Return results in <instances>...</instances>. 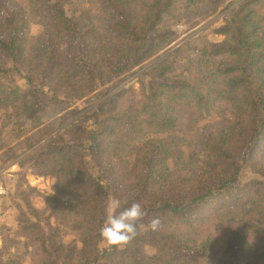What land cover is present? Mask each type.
Listing matches in <instances>:
<instances>
[{
	"label": "trees",
	"instance_id": "obj_1",
	"mask_svg": "<svg viewBox=\"0 0 264 264\" xmlns=\"http://www.w3.org/2000/svg\"><path fill=\"white\" fill-rule=\"evenodd\" d=\"M32 1L0 0V109L27 123L11 140L27 141L21 166L54 179L55 223L26 220L20 231L34 264H264V0L235 8L216 31L222 42H188L145 73L140 94L85 107L72 124L68 100L104 93L135 55L167 47L143 37L149 25L191 30L190 14L209 20L223 0ZM23 70L39 72L44 89L24 90ZM215 112L218 125L207 122ZM246 163L260 179L237 187ZM169 196L177 201L152 239L104 244L111 199L118 215ZM6 252L0 264H17Z\"/></svg>",
	"mask_w": 264,
	"mask_h": 264
},
{
	"label": "rangeland",
	"instance_id": "obj_2",
	"mask_svg": "<svg viewBox=\"0 0 264 264\" xmlns=\"http://www.w3.org/2000/svg\"><path fill=\"white\" fill-rule=\"evenodd\" d=\"M243 1L245 0H223V5L219 12L209 20L202 19L199 22L201 18L190 14L191 19L196 23V26L191 30H188L189 25L185 22L174 24L173 21L169 20H165L158 26L149 25L143 37L146 39L156 36L162 37L163 40L167 41V47L145 62L142 61L140 54L135 55L123 67L121 73L117 75V79L107 84L104 88V93L92 96L84 101L68 100V106L66 105L67 115H77L85 107H95L111 97H116L113 100L117 107L121 106L125 99L130 98V96H137L138 93L140 94L143 78H149L145 76V73L155 64L169 57L178 48L184 47L188 42L199 37L214 43L222 42L225 37L217 34L216 31L225 24L226 19L230 16L229 14ZM22 2L31 9L34 8L32 0H22ZM65 8L74 12L68 2H65ZM34 30V33L38 36L43 34V30L40 27H34ZM190 52L192 54L197 53L195 50H190ZM18 82L24 90L30 92L36 88L44 89L45 87L41 74L37 71L23 70ZM12 114V107L0 109V249H5L7 257L11 258L12 256V259L17 264H34L36 256L32 253L31 241L26 236L21 235L20 231L24 229L26 220L39 223L44 230H48L49 223H55L48 207L49 200L54 195V179L50 176L36 175L31 169L21 166L20 162L29 153V151L24 152L27 141L16 147L15 142L11 145V140L27 123L24 120L17 122L12 118ZM79 116L80 113L78 117L72 118L73 121L71 120L69 124L74 123ZM207 122L218 125L220 122L218 113L215 112L213 116L207 117ZM73 135V133H66L65 136L72 138L74 137ZM9 147H15V149L12 152H8ZM243 166L241 175L236 183L237 187L260 179L253 172L249 163ZM111 200V203L117 201L116 198ZM176 201L171 196L167 199L156 197L149 203L141 205L147 211L148 216L144 218L146 219V222H143L145 228L139 229V240L152 239L156 232L147 228L148 223L153 217H158L160 221L167 219L170 214L167 204H173ZM106 215H109V211H106ZM70 238L71 236L66 237V241L69 242ZM250 240L255 245L257 244V240L254 237H251ZM220 262V258H212L206 261L205 264H220Z\"/></svg>",
	"mask_w": 264,
	"mask_h": 264
},
{
	"label": "clouds",
	"instance_id": "obj_3",
	"mask_svg": "<svg viewBox=\"0 0 264 264\" xmlns=\"http://www.w3.org/2000/svg\"><path fill=\"white\" fill-rule=\"evenodd\" d=\"M118 207L119 201L111 203L106 223L100 229V237L108 247L127 246L139 235L138 230L145 228L142 221L148 216V213L139 202L124 208L118 215L113 214ZM160 224V219L153 217L148 223L147 228L156 232Z\"/></svg>",
	"mask_w": 264,
	"mask_h": 264
}]
</instances>
